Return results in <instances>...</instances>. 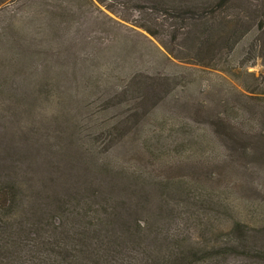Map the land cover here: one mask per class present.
<instances>
[{
	"label": "rangeland",
	"instance_id": "374dc122",
	"mask_svg": "<svg viewBox=\"0 0 264 264\" xmlns=\"http://www.w3.org/2000/svg\"><path fill=\"white\" fill-rule=\"evenodd\" d=\"M216 1L6 0L0 4V183L15 181L21 186L25 207L18 210L20 218L37 222L55 215L58 223L71 225L77 211L90 214L91 209L116 208L131 216H154L158 225L153 235L163 227L186 231L188 215L198 214L199 197L205 199L212 187H200L189 170H177L184 183L180 189L159 184L164 177L159 182L147 180L143 187L111 168L130 172V166L137 164V172L151 179L173 156L182 158L185 148L196 152L197 166L208 159L216 165L226 156L223 133L214 132L215 137H209L212 143L191 139L207 136L211 119L193 108L164 111L173 98L195 105L209 101L232 120L235 134L253 138L264 148V27L260 23L264 0H233L222 9L214 8ZM183 6L208 7L202 13L217 18L218 26L225 17L224 39L193 48L187 36L196 28L180 18ZM17 27L25 33L16 34ZM19 56L25 61L21 71L13 62ZM153 127L167 133L153 134ZM142 136L153 143L148 155L138 151L139 145L144 147ZM155 149L167 152L160 164L163 154ZM241 156L246 161L236 159L240 166L224 183L223 197L234 201L208 202L203 217L213 214L216 226H227L240 210L259 233L264 228V160ZM110 158L113 165L106 163ZM108 196L116 204H108ZM171 211L174 220L167 223L164 215ZM198 223L193 221L197 227L190 229L195 240L202 232ZM153 235L138 251L139 260L151 259L157 252ZM257 237L252 238L258 240L254 246L262 247L264 239ZM224 264L264 263L240 255L228 257Z\"/></svg>",
	"mask_w": 264,
	"mask_h": 264
},
{
	"label": "trees",
	"instance_id": "16d2710c",
	"mask_svg": "<svg viewBox=\"0 0 264 264\" xmlns=\"http://www.w3.org/2000/svg\"><path fill=\"white\" fill-rule=\"evenodd\" d=\"M5 1L0 0V4ZM99 1L103 2L104 0ZM231 1L233 0H217L214 8L222 9ZM183 8V10L180 9V18L185 22L193 23L196 28L191 37L187 36V41L190 40L193 48L202 49L206 45L217 44L216 40L224 39L222 25L228 24L225 17H221V26H218L214 22L217 18L213 19L202 13L208 12V7L192 9L189 6H183ZM260 23L261 28H263L264 16L261 17ZM141 27L153 35L156 33L146 25H141ZM21 28H14V32L17 34L18 31L19 36L25 33V30ZM0 37L3 38V35L0 34ZM23 45L26 48L29 47L28 44ZM22 55L26 57L25 54ZM262 57L264 58V54ZM13 59V62L19 65L18 70L21 71L25 65L23 58L19 56L18 60L21 61L15 57ZM36 63L32 66L34 71L38 69ZM165 105L163 106L165 112L172 110V108L176 110L181 109L180 107L191 110L193 108L197 114L204 116L205 119H211L213 124L210 133L207 136H193L191 139H201L205 143H212L213 140L209 137L212 135L215 137L214 132L219 135L223 133L222 140L225 139L224 143L229 150H223L226 156L215 162L217 166L210 159L207 160V163L197 166L194 162L196 152L192 148L190 150L185 148L182 158L173 156L166 161V166L163 164L159 166L158 173L151 179L137 172V164L130 166L132 168L130 172L123 168H111L116 171V175H127L128 179L143 187L146 186L147 180L159 182L164 177L165 181L159 184L180 189L179 186L184 185V183L176 176L177 170L179 172L189 170L199 182L200 187H212L213 192L204 196L205 199L199 197L196 203L198 214L188 215L190 222L188 226L190 227H186L188 228L186 231L178 233L174 229L167 230L163 227L162 230L159 228V231L153 235L156 225H158L154 216L147 217L137 213L131 216L128 212L116 211V208L112 211L105 209L101 211L96 208L94 212L91 209L90 214L77 211L75 223L71 225L61 220L58 223L55 221V217H57L55 215L47 219L41 217L37 219V222L36 219L32 220L25 216L20 218L21 214H18V210L25 207L22 188L15 181H7L0 183V264H224L228 257H239L240 255H246L253 261L264 263V245L262 247L254 246L258 240L256 239L255 242L252 240L253 237L258 238V235L264 239V228L261 227L259 233L256 232L254 230L256 226L246 222L240 210L227 220L230 223L227 226H216V218L213 214L208 218L203 217L208 214L205 210V205L208 202L222 204L227 201H234L233 198L223 197V193L226 191L224 186L226 178L228 181L231 180L233 173L240 166L235 163V160L245 162L246 160L241 156L244 153L250 158L264 160V148L257 146L253 138L252 142L250 137L244 139L235 134L234 131L236 130L232 120L227 114L222 113L218 106L209 104V101L195 105L186 100L180 101L179 98H173L169 104L165 103ZM181 121L183 123V120ZM236 123L240 125L239 122ZM165 125H167L166 121ZM241 127L246 129L244 124ZM165 131L166 129L162 131V127L157 129L153 127V134L156 135L165 134ZM230 131L234 134H231ZM141 142L144 147L139 145L138 151L148 155L153 143H149L151 142L149 137L143 138V136ZM185 142H187L186 139ZM155 152L163 154L159 158L160 164L165 160L167 152L163 149L160 151L155 149ZM137 155L140 156L139 153ZM140 157L144 160L143 156ZM106 163L113 165L114 160L111 161L110 158ZM171 168L170 174L167 171ZM214 184L217 185L216 188ZM236 184L237 182L234 180L233 188ZM106 201L108 204L109 201L116 204L114 197L108 196ZM62 213H66V208H62ZM65 217L68 219V214H65ZM164 217L167 223H173L174 212H167ZM181 219L184 218L181 216ZM193 221H198V226L202 229L200 237L198 236L199 240H195L190 234L191 226L197 227ZM218 233L221 237L217 236ZM151 234L159 248L157 252H154L151 259L139 260L138 251L146 245ZM71 244L73 246H70Z\"/></svg>",
	"mask_w": 264,
	"mask_h": 264
}]
</instances>
